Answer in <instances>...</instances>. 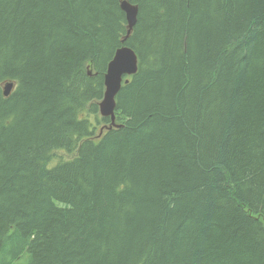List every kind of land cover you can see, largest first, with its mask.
<instances>
[{"label": "trees", "instance_id": "1", "mask_svg": "<svg viewBox=\"0 0 264 264\" xmlns=\"http://www.w3.org/2000/svg\"><path fill=\"white\" fill-rule=\"evenodd\" d=\"M129 1L104 129L120 0H0V264H264V0Z\"/></svg>", "mask_w": 264, "mask_h": 264}, {"label": "water", "instance_id": "2", "mask_svg": "<svg viewBox=\"0 0 264 264\" xmlns=\"http://www.w3.org/2000/svg\"><path fill=\"white\" fill-rule=\"evenodd\" d=\"M120 8L125 14L127 22V34L124 39L128 37L132 28L136 24L138 8L136 5L129 3L126 0L121 1ZM137 71V56L132 48L123 45L115 51L113 58L107 65V70L104 75V94L99 103V112L102 117H109L111 124L107 129L115 126V97L121 88L122 81L127 83V79L123 80L124 76H129ZM127 78V77H126ZM13 86L12 82H7L3 86V94L7 96Z\"/></svg>", "mask_w": 264, "mask_h": 264}, {"label": "rangeland", "instance_id": "3", "mask_svg": "<svg viewBox=\"0 0 264 264\" xmlns=\"http://www.w3.org/2000/svg\"><path fill=\"white\" fill-rule=\"evenodd\" d=\"M115 112V111H114ZM98 116L100 117V118H102L100 115H99V113H98ZM116 117V116H115ZM115 124H117L116 123V121L114 122ZM110 126V124L109 125H106V127H109ZM99 132L100 131H97L96 132V134H97V136L99 135ZM75 156V153H71V154H69V153H66V151L64 152V151H62V150H57V151H54L50 156H49V159L47 160V165L49 164V165H53V164H55L57 161H59L60 159H63V160H66V159H70V158H72V157H74Z\"/></svg>", "mask_w": 264, "mask_h": 264}, {"label": "bare ground", "instance_id": "4", "mask_svg": "<svg viewBox=\"0 0 264 264\" xmlns=\"http://www.w3.org/2000/svg\"><path fill=\"white\" fill-rule=\"evenodd\" d=\"M183 2V1H182ZM226 4V3H225ZM244 4V3H243ZM192 5V4H191ZM243 6V5H242ZM244 7V6H243ZM183 8V7H182ZM247 8V7H246ZM188 9V8H187ZM188 11V10H187ZM233 11H234V9H233ZM185 12V11H184ZM186 13V12H185ZM237 13V12H236ZM184 14V13H183ZM241 17H242V15H241ZM174 18V17H173ZM185 22V21H184ZM170 24V23H169ZM175 31V30H174ZM178 31V30H177ZM179 34V33H178ZM174 35V34H173ZM208 36V35H207ZM189 39V38H188ZM188 45V44H187ZM188 47V46H187ZM184 53V52H183ZM172 55V54H171ZM188 55V54H187ZM190 55V54H189ZM174 57V56H173ZM186 57V56H185ZM185 60V59H184ZM167 61V60H166ZM165 66V65H164ZM174 66V65H173ZM69 92V91H68ZM130 107V106H129ZM49 108V107H48ZM45 109H47V108H45ZM142 109V108H141ZM179 111V110H178ZM139 115V114H138ZM143 119V118H142ZM134 121V120H133ZM135 122V121H134ZM137 123V122H136ZM115 126H118L117 124H115ZM153 126V125H152ZM164 130V129H163ZM3 131V130H2ZM146 131V130H145ZM61 133V132H60ZM127 134V133H126ZM144 138V137H143ZM43 146V145H42ZM38 156V155H37ZM40 157V156H39ZM43 160H44V158H43ZM37 164V163H36ZM133 187V186H132ZM245 238V237H244ZM188 251V250H187ZM183 255V254H182ZM183 257V256H182Z\"/></svg>", "mask_w": 264, "mask_h": 264}]
</instances>
